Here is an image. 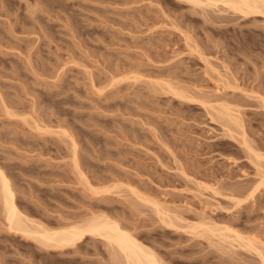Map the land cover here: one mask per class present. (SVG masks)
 Returning a JSON list of instances; mask_svg holds the SVG:
<instances>
[{
	"label": "rangeland",
	"instance_id": "obj_1",
	"mask_svg": "<svg viewBox=\"0 0 264 264\" xmlns=\"http://www.w3.org/2000/svg\"><path fill=\"white\" fill-rule=\"evenodd\" d=\"M201 3L0 0V167L31 224L107 216L162 264H264V14ZM118 251L10 232L0 193V264Z\"/></svg>",
	"mask_w": 264,
	"mask_h": 264
},
{
	"label": "bare ground",
	"instance_id": "obj_2",
	"mask_svg": "<svg viewBox=\"0 0 264 264\" xmlns=\"http://www.w3.org/2000/svg\"><path fill=\"white\" fill-rule=\"evenodd\" d=\"M185 1H190L195 4L205 1L208 5L223 2L233 8V10L235 9L243 12L244 15L256 12L264 14V0ZM0 190L10 232L20 233L30 238L38 239V241L40 240L42 244L56 247V249L74 245L91 234L99 235L104 237L107 242L113 246V248L119 250L118 252L123 254L126 264H162L152 249L144 246V244L138 241L137 238H135V236H133L130 232L122 229L119 223L110 220L107 216H100L96 218H93L92 216L91 219L85 220L82 223L76 222L77 224H73L68 227L65 226L63 229H49L41 226L40 224H31L32 221L28 219L26 214H23L18 208L15 201V192L12 190L10 180L1 167ZM252 194L254 195L253 192ZM249 246L250 245H248V247Z\"/></svg>",
	"mask_w": 264,
	"mask_h": 264
}]
</instances>
